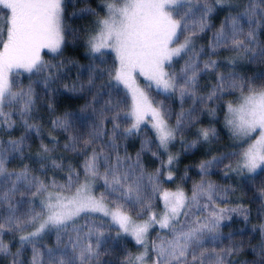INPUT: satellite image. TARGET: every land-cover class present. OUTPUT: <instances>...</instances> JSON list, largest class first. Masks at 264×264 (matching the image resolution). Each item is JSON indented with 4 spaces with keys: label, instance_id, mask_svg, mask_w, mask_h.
Wrapping results in <instances>:
<instances>
[{
    "label": "snow or ice",
    "instance_id": "6c2138e0",
    "mask_svg": "<svg viewBox=\"0 0 264 264\" xmlns=\"http://www.w3.org/2000/svg\"><path fill=\"white\" fill-rule=\"evenodd\" d=\"M100 7L103 15L87 6L72 13L95 19L84 36L90 63L66 82L75 62L61 57L69 33L77 38L66 0H0V259L113 264L115 232L136 246L117 264H264V183L251 197L259 223L238 240L225 222L240 217L247 225L251 210L231 202L236 188L211 179L215 170L248 181L264 175V74L244 71L264 63V0H100ZM65 95L84 102L59 111ZM166 100L178 101L179 111ZM205 113L213 121L223 114L236 150L202 159L189 194V168L177 177L180 153L171 146L179 141L188 152L214 143L216 129L200 126ZM137 136L133 155L127 145ZM247 247L256 259L234 261Z\"/></svg>",
    "mask_w": 264,
    "mask_h": 264
},
{
    "label": "trees",
    "instance_id": "16d2710c",
    "mask_svg": "<svg viewBox=\"0 0 264 264\" xmlns=\"http://www.w3.org/2000/svg\"><path fill=\"white\" fill-rule=\"evenodd\" d=\"M67 8H66V17H67V24L70 28V30H74L76 33V39H73V36L71 33L67 36V44L64 48V56L61 57V59H71L75 63L73 65H70L67 71V81L71 82L72 80H75L78 72L80 71L79 66L86 67L90 63L89 55L87 54V49L84 44V36L87 31H89L92 27L93 21L95 19L94 16L84 13L81 15L73 16V12H78L79 9L84 7H91L95 9L97 12H100L101 15H103V11L100 7V0H66ZM225 13L219 12L214 17L213 23L217 26L219 25L220 21L223 19V16ZM211 37V33H207L203 39L200 41L202 44H207L208 39ZM260 39L264 41V34H261ZM111 59V55L109 56ZM179 65H177V68ZM244 71L247 73L248 76H258L261 74H264V63L259 64H245L244 65ZM23 83L27 84L28 81L26 78H22ZM259 83H264V81H258ZM202 85L207 83V77L201 81ZM159 99H164V97L161 95L159 96ZM82 99H76V98H70L67 95L64 97H61L58 99V110L63 111L65 109L68 110H76L79 108L81 104H83ZM166 104L170 105L174 111H179V102L176 100L165 101ZM185 107H188V105H185ZM44 113L41 112V115ZM47 119V117H45ZM174 122V121H173ZM211 125L214 127L217 131V138L214 143L211 145L201 143L196 148L192 149L191 151L185 152L183 151L181 144L179 141H177L174 145L171 146V150L176 153H180V160L179 163L176 166V175L177 177L183 176L184 170L186 167L189 168V177L190 179L185 181V188L186 191L189 192L192 187V182L194 180H199L198 175V169L196 165L202 160L210 158L209 153L211 155H218L221 153H228L235 151V145L230 138V134L228 130L225 128L223 123V114L220 113L218 115V118L213 121L211 117H209L206 113L203 114L200 118V126L207 127ZM194 131V130H192ZM45 132H47V127L45 128ZM21 134V130L17 128L14 132L15 136H19ZM150 134V131H149ZM192 132L190 131L187 133L185 139L191 140L193 139ZM142 137L137 136L134 138H131L128 141V150L133 155L137 150H139L140 141ZM34 150V149H33ZM145 164L151 168L154 167L152 157L150 154H146L145 157ZM19 163V162H17ZM15 165H13L14 167ZM211 179L217 183L221 184H230L234 188H236V192L234 195L231 196V202L235 203L237 200H242V202L250 208L251 210V217L250 221L251 223L245 224L244 221L240 217H234L231 221H226L225 226L223 228V231L225 233L233 232L238 234V240L240 238H246L247 234L249 233L250 229L253 225L259 223L256 216V209L258 205L256 203L251 202V197L253 193L256 191V188L259 187L262 183L261 180H264V175H256V178L254 181H248L246 178H243L242 176H235L233 175L230 179L223 176V173L220 170H215L214 174L211 175ZM166 187L174 190L176 185L168 182ZM243 189V191H242ZM159 206V205H158ZM244 229V233H240V230ZM115 232L111 234V239L109 240V244L111 247L115 250V255L113 257H110L112 259L113 264H117V257L121 256L123 253L124 248H128L132 251H135L136 246L134 242L122 237L119 240L115 239ZM259 234H254V237L251 239V245L254 246L259 242ZM45 243L48 244H54L55 243V236L50 235L46 238ZM15 250V249H13ZM30 256V252L25 254V258L27 259ZM256 257L251 252V248L247 247L245 251H243L238 257H233V260H239L240 262L244 261H253ZM0 264H8V261L4 259H0Z\"/></svg>",
    "mask_w": 264,
    "mask_h": 264
},
{
    "label": "rangeland",
    "instance_id": "374dc122",
    "mask_svg": "<svg viewBox=\"0 0 264 264\" xmlns=\"http://www.w3.org/2000/svg\"><path fill=\"white\" fill-rule=\"evenodd\" d=\"M139 82H140V84H141V86L143 87L147 82L144 80V78L143 77H139ZM151 91H154V90H151ZM150 131V130H149ZM243 177V176H242ZM243 178H246V177H243ZM262 181V183H264V180H261ZM126 239H128V240H130L131 241V239L130 238H126ZM133 242V241H132Z\"/></svg>",
    "mask_w": 264,
    "mask_h": 264
}]
</instances>
